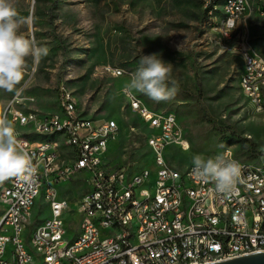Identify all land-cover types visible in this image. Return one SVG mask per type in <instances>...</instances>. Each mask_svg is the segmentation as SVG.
Wrapping results in <instances>:
<instances>
[{"label":"built area","instance_id":"built-area-1","mask_svg":"<svg viewBox=\"0 0 264 264\" xmlns=\"http://www.w3.org/2000/svg\"><path fill=\"white\" fill-rule=\"evenodd\" d=\"M263 4L223 0L215 5L222 14V38L228 39L239 21ZM240 38L239 87L261 113L264 57L249 47L247 32ZM106 70L115 77L123 72ZM123 95L152 158L151 164L145 161L134 170L129 164L106 165L103 159L120 131L117 121L83 116L67 90L61 91L58 110L47 114L17 109V98L10 101L6 114L17 127L51 138L17 134L34 155L37 174L30 181L13 177L0 183V264H210L264 251V154L244 160L230 146L215 154L212 158L227 155L241 165L235 191L219 193L213 182L193 176V163L179 170L168 160V147L189 148L176 114L150 108L135 93ZM78 172L88 188L73 209L58 197V186ZM38 195L46 201L48 215L29 228ZM71 209L78 216L76 233L65 240L63 215Z\"/></svg>","mask_w":264,"mask_h":264},{"label":"rangeland","instance_id":"rangeland-1","mask_svg":"<svg viewBox=\"0 0 264 264\" xmlns=\"http://www.w3.org/2000/svg\"><path fill=\"white\" fill-rule=\"evenodd\" d=\"M57 1L58 6L52 8L56 13L52 23L47 21V12L46 16H37L42 17L37 24L31 20L21 26L20 35L26 39L33 40L35 29L42 33L39 46L46 47L48 54L44 60L28 58L19 95L0 91V110L17 98V109L39 114L55 112L65 89L83 116L112 117L117 121L120 131L107 147V158L113 166H141L145 161L151 164V155L139 138L143 129H130L136 118L123 91L139 67L140 57L157 54L171 64L172 79L179 86L176 96L156 102L134 93L155 108L159 105V110L174 112L181 123L189 148L168 147L167 157L175 168L184 170L195 155L213 157L226 146L238 149L243 159L245 155H241L237 143L225 142L232 132L250 139L257 150L264 152V112L253 110L238 82L242 32L248 33L249 47L264 57V4L240 20L232 35L223 39L218 30L221 14L213 10L205 13L206 0ZM41 3L47 9L51 5L50 0ZM36 4L34 0H17L16 6L33 17ZM56 38L62 41L61 46L52 48ZM76 58L84 60L80 64ZM106 67L123 72L115 77ZM24 130L16 126V135ZM87 188L85 180L71 187L68 202L73 209L77 207L78 194ZM45 205L38 195L31 210V224L47 216ZM66 217L64 239L72 240L76 223Z\"/></svg>","mask_w":264,"mask_h":264},{"label":"clouds","instance_id":"clouds-1","mask_svg":"<svg viewBox=\"0 0 264 264\" xmlns=\"http://www.w3.org/2000/svg\"><path fill=\"white\" fill-rule=\"evenodd\" d=\"M17 0H0V91L19 95V85L24 79L27 60L47 56L46 47L35 40L20 35L22 25L30 23L31 17H23L17 11ZM171 64L159 55H142L139 67L132 73L124 92H139L156 102L173 99L179 86L172 79ZM7 109L0 110V183L10 178L32 180L37 174L35 157L27 151L16 135V124L7 116ZM193 176L211 181L219 193L231 195L241 181V165L227 155L204 158L195 155Z\"/></svg>","mask_w":264,"mask_h":264},{"label":"trees","instance_id":"trees-1","mask_svg":"<svg viewBox=\"0 0 264 264\" xmlns=\"http://www.w3.org/2000/svg\"><path fill=\"white\" fill-rule=\"evenodd\" d=\"M44 1H49V0H34V3H37L34 7V10H33V17H31V20H32V23L33 24H37V21L39 20H42V17H37V16H46L47 15V12H49L48 16H49V19L47 20L45 18V20H47L49 23L53 22V17L55 16L54 14V10L52 8H56L58 6V1L57 0H50L51 1V5L50 7L47 9V8H43V4L41 2H44ZM223 2V0H211L208 5L205 7L204 9V12H208L210 10H213L215 13H220V10L219 8H216L214 9V6L217 5H221ZM18 11V10H17ZM18 13L23 16V17H28V11L24 10V11H18ZM221 18H222V14H221ZM35 26V25H34ZM42 35V33L35 29L33 31V40H35L37 42V44L39 45L40 44V41H39V38L40 36ZM61 43L62 41H60L59 39L56 38V40L54 41V44L52 45L53 47L52 48H56L58 46H61ZM256 49V48H255ZM80 50V49H79ZM79 54V53H78ZM45 57H41L40 60H44ZM77 61V63H82V61L84 60L83 58H76L75 59ZM145 103L150 107V108H153V109H157L159 110L160 108H157V105L156 108L151 106V102H149L148 100L145 101ZM167 111H170V110H167ZM107 118H111V117H107ZM139 125V121L136 119V121L133 123V126H138ZM22 136H25L31 140H38V139H45V138H51V136H44V135H36V134H33V133H24V131L21 133ZM225 142H229V143H237L238 145V148L239 150L241 149L242 152H241V155H245L244 156V160H248L247 158H255V157H259L260 155H263L264 152H261L259 150H257L255 148V145L251 142L250 139L248 138H242V137H239L238 135H235L234 132H232L231 134L227 135L225 137ZM224 148V147H223ZM147 151V150H146ZM235 151V150H234ZM148 152V151H147ZM235 154L240 157V154L238 153V149L237 151H235ZM239 154V155H238ZM241 158V157H240ZM258 159V158H257ZM256 159V160H257ZM250 161H255V160H250ZM40 219H36L30 226L29 228H31L34 224L38 223ZM29 231H27V234H28Z\"/></svg>","mask_w":264,"mask_h":264},{"label":"crops","instance_id":"crops-1","mask_svg":"<svg viewBox=\"0 0 264 264\" xmlns=\"http://www.w3.org/2000/svg\"><path fill=\"white\" fill-rule=\"evenodd\" d=\"M131 112V111H130ZM132 113V112H131ZM133 114V113H132ZM133 116L136 118V116L133 114ZM108 151V149H107ZM107 151L103 157V159L105 160V164L106 165H113L110 161H109V158H107ZM133 164V170L136 168V166ZM85 175L82 173V172H78L75 174V176L73 178H71L70 180L68 181H65L64 183H61L59 186H58V197L59 198H64L66 200L70 199V195H71V187H76V186H79L82 182H83V177ZM67 184H72L71 187H69V185ZM87 190V189H86ZM85 190V191H86ZM85 191L83 193H85ZM82 192H80L78 195L81 196L83 194ZM72 206V205H71ZM1 210V209H0ZM47 211V215H48V209H46ZM64 219L66 217L67 220H70V222L73 224L74 223H77L78 222V216L74 215L73 213V209H71L70 211L68 212H65L64 213Z\"/></svg>","mask_w":264,"mask_h":264},{"label":"water","instance_id":"water-1","mask_svg":"<svg viewBox=\"0 0 264 264\" xmlns=\"http://www.w3.org/2000/svg\"><path fill=\"white\" fill-rule=\"evenodd\" d=\"M210 264H264V251L225 259Z\"/></svg>","mask_w":264,"mask_h":264}]
</instances>
